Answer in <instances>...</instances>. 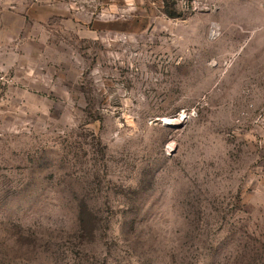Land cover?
Returning <instances> with one entry per match:
<instances>
[{
    "label": "rangeland",
    "instance_id": "obj_1",
    "mask_svg": "<svg viewBox=\"0 0 264 264\" xmlns=\"http://www.w3.org/2000/svg\"><path fill=\"white\" fill-rule=\"evenodd\" d=\"M0 264H264V0H0Z\"/></svg>",
    "mask_w": 264,
    "mask_h": 264
},
{
    "label": "trees",
    "instance_id": "obj_2",
    "mask_svg": "<svg viewBox=\"0 0 264 264\" xmlns=\"http://www.w3.org/2000/svg\"><path fill=\"white\" fill-rule=\"evenodd\" d=\"M168 14H169V15H174V13H172V12H169Z\"/></svg>",
    "mask_w": 264,
    "mask_h": 264
}]
</instances>
